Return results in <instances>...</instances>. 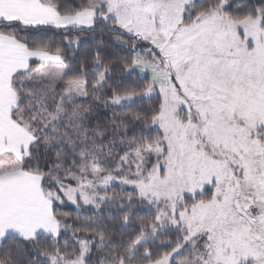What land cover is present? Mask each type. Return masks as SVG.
I'll use <instances>...</instances> for the list:
<instances>
[{
	"label": "snow or ice",
	"instance_id": "1",
	"mask_svg": "<svg viewBox=\"0 0 264 264\" xmlns=\"http://www.w3.org/2000/svg\"><path fill=\"white\" fill-rule=\"evenodd\" d=\"M0 245L264 264V0H0Z\"/></svg>",
	"mask_w": 264,
	"mask_h": 264
},
{
	"label": "trees",
	"instance_id": "2",
	"mask_svg": "<svg viewBox=\"0 0 264 264\" xmlns=\"http://www.w3.org/2000/svg\"><path fill=\"white\" fill-rule=\"evenodd\" d=\"M101 112H103V109H101ZM104 117H103V115H101V119H103ZM66 211H72V209L71 208H68V209H65ZM10 243V242H9ZM0 247H2V245H0Z\"/></svg>",
	"mask_w": 264,
	"mask_h": 264
}]
</instances>
